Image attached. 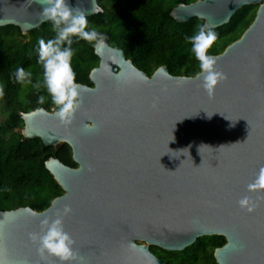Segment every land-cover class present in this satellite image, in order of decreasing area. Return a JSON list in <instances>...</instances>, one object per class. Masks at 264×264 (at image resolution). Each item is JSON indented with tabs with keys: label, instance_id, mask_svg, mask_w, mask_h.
Wrapping results in <instances>:
<instances>
[{
	"label": "water",
	"instance_id": "obj_1",
	"mask_svg": "<svg viewBox=\"0 0 264 264\" xmlns=\"http://www.w3.org/2000/svg\"><path fill=\"white\" fill-rule=\"evenodd\" d=\"M70 3L87 17L104 10L98 0ZM254 4L241 37L213 54L227 79L211 96L201 80L185 82L179 77L189 76L166 65L149 75L104 36L95 44L93 85L81 83L83 104L70 126L46 108L22 112L25 137L67 143L77 166L46 161L64 190L46 209L0 210L2 264H44L29 234L65 205L78 253L73 264H167L151 246L183 251L213 235L226 238L215 250L219 264H264V189H248L264 167V0H196L171 16L216 29ZM41 10V0H0V27L28 33L47 22ZM244 196L252 211L239 205ZM48 264L61 262L49 257Z\"/></svg>",
	"mask_w": 264,
	"mask_h": 264
},
{
	"label": "trees",
	"instance_id": "obj_2",
	"mask_svg": "<svg viewBox=\"0 0 264 264\" xmlns=\"http://www.w3.org/2000/svg\"><path fill=\"white\" fill-rule=\"evenodd\" d=\"M196 0H99L103 11L87 17L89 28L106 36L109 43L125 50L128 59L152 75L166 65L173 75L195 76L199 71L191 44L186 37L196 31L203 19L193 18L180 23L171 16V10L180 3ZM258 5L239 9L231 21L213 29L217 39L208 49L210 55L222 53L241 37L252 23ZM55 33L49 21L39 28L23 33L15 25L0 27V210L31 206L38 211L49 207L64 193L63 188L47 169L46 161L57 157L65 164L76 167L72 148L46 146L40 138L23 135L22 112L38 107L55 111L43 86L42 65L38 60V41L53 38ZM74 49L72 67L79 83L93 85L92 69L99 65L95 54L96 42L72 37ZM17 67L32 72V84L20 83L15 78ZM39 80V89L33 85ZM44 95L46 102L37 103ZM226 243L220 235L200 237L183 251H167L157 246L151 250L167 264H219L215 250Z\"/></svg>",
	"mask_w": 264,
	"mask_h": 264
},
{
	"label": "clouds",
	"instance_id": "obj_3",
	"mask_svg": "<svg viewBox=\"0 0 264 264\" xmlns=\"http://www.w3.org/2000/svg\"><path fill=\"white\" fill-rule=\"evenodd\" d=\"M42 10L40 15L43 20L49 21L54 37L45 41H38V60L42 65L43 86L54 106L55 117L64 126H70L83 104V91L86 86L77 82L76 72L72 67L74 49L72 37L102 43L105 40L103 34L95 28H89L87 13L78 5L73 6L70 0H41ZM217 39V33L207 24H198L193 35L186 37L191 44V52L199 62V71L195 76L179 79L188 82L195 78L201 80L202 88L211 96L220 82L227 79L225 73L217 69V58L208 53V49ZM15 78L20 83L32 84V72L24 67H17ZM33 87L39 89L41 82ZM0 95L3 89L0 88ZM46 102V97L41 95L37 99L39 105ZM35 113L46 114V109L38 107ZM249 191L264 189V167L256 174L254 181L248 185ZM239 205L252 211L249 197L244 196L239 200ZM71 206L65 205L62 212L55 217H45L40 221V232L30 233V239L37 244V253L44 264H48L49 257H56L61 264H73L78 258L76 240L65 229L64 218L71 214ZM2 264V262H0Z\"/></svg>",
	"mask_w": 264,
	"mask_h": 264
},
{
	"label": "flooded vegetation",
	"instance_id": "obj_4",
	"mask_svg": "<svg viewBox=\"0 0 264 264\" xmlns=\"http://www.w3.org/2000/svg\"><path fill=\"white\" fill-rule=\"evenodd\" d=\"M98 2H99V0H98ZM100 4V3H99ZM255 5H258V8H259V4H255ZM258 8H257V10H258ZM256 13H257V11H256ZM256 16V15H255ZM255 18V17H254ZM254 20V19H253ZM253 22V21H252Z\"/></svg>",
	"mask_w": 264,
	"mask_h": 264
}]
</instances>
